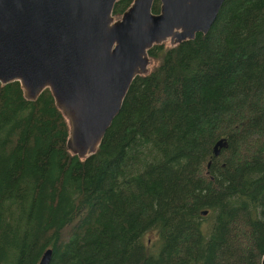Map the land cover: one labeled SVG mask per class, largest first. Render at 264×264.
Instances as JSON below:
<instances>
[{
    "label": "trees",
    "instance_id": "obj_1",
    "mask_svg": "<svg viewBox=\"0 0 264 264\" xmlns=\"http://www.w3.org/2000/svg\"><path fill=\"white\" fill-rule=\"evenodd\" d=\"M148 55L88 159L48 90L0 85V264H261L264 0H225L207 35Z\"/></svg>",
    "mask_w": 264,
    "mask_h": 264
},
{
    "label": "water",
    "instance_id": "obj_2",
    "mask_svg": "<svg viewBox=\"0 0 264 264\" xmlns=\"http://www.w3.org/2000/svg\"><path fill=\"white\" fill-rule=\"evenodd\" d=\"M0 0V85L19 83L36 102L48 90L68 124L67 150L92 157L132 82L150 72L148 51L207 35L225 0ZM225 147L218 141L214 157ZM206 216L207 212H202ZM46 250L38 264H50ZM264 264V254L261 259Z\"/></svg>",
    "mask_w": 264,
    "mask_h": 264
},
{
    "label": "rangeland",
    "instance_id": "obj_3",
    "mask_svg": "<svg viewBox=\"0 0 264 264\" xmlns=\"http://www.w3.org/2000/svg\"><path fill=\"white\" fill-rule=\"evenodd\" d=\"M116 18H119V17H116ZM164 44H166L167 46H169L170 47V44H169V42H166V43H164ZM152 239H153V237H151Z\"/></svg>",
    "mask_w": 264,
    "mask_h": 264
}]
</instances>
